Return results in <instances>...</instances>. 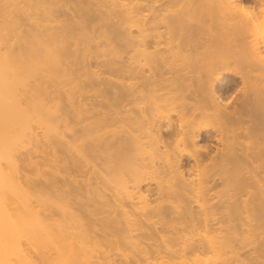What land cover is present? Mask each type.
Wrapping results in <instances>:
<instances>
[{"label":"bare ground","instance_id":"6f19581e","mask_svg":"<svg viewBox=\"0 0 264 264\" xmlns=\"http://www.w3.org/2000/svg\"><path fill=\"white\" fill-rule=\"evenodd\" d=\"M13 256L264 264V0H0Z\"/></svg>","mask_w":264,"mask_h":264},{"label":"rangeland","instance_id":"374dc122","mask_svg":"<svg viewBox=\"0 0 264 264\" xmlns=\"http://www.w3.org/2000/svg\"><path fill=\"white\" fill-rule=\"evenodd\" d=\"M39 130V129H38ZM40 131V130H39ZM30 147V146H29ZM16 256V255H15ZM14 260L16 261V257H15V259H14V256H13V259H12V261L14 262ZM15 264H17L16 262H14ZM13 263V264H14ZM19 263V262H18ZM21 264V263H20Z\"/></svg>","mask_w":264,"mask_h":264}]
</instances>
